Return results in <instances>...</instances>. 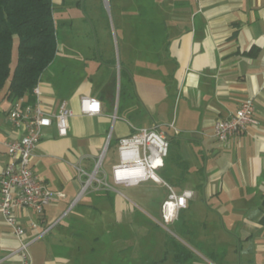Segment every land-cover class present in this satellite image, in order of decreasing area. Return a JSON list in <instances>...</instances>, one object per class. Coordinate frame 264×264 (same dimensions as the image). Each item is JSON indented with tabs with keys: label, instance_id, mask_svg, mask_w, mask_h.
Returning a JSON list of instances; mask_svg holds the SVG:
<instances>
[{
	"label": "crops",
	"instance_id": "1",
	"mask_svg": "<svg viewBox=\"0 0 264 264\" xmlns=\"http://www.w3.org/2000/svg\"><path fill=\"white\" fill-rule=\"evenodd\" d=\"M115 1L122 37L58 42L56 59L43 75L46 110L57 113L64 101L74 116L65 137L55 125L45 128L32 158L36 174L66 197L49 205L43 216L28 208L16 212L26 240L41 236L29 246L33 264H76L75 239L63 229L71 217L89 224L94 243L107 234L118 237L114 229L122 221L124 200L160 221L169 193L165 185L106 181L120 163V139L135 127L157 125L171 144L160 176L178 193H193L170 224L179 239L201 247L210 264H264V0ZM54 3L64 7L67 0ZM83 97L99 100L101 113H82ZM247 100L254 102L255 123L219 142L215 123L230 118ZM24 102L32 104L28 97ZM12 105L0 95V185L9 160L3 142L25 134L24 125L9 118ZM107 149L117 153L118 161L111 159V169L97 178L109 189L95 181L77 201ZM73 205L77 212L67 215ZM63 215L66 220L54 225ZM108 243L89 252L110 259L117 249L115 241ZM20 245L0 214V264H23Z\"/></svg>",
	"mask_w": 264,
	"mask_h": 264
},
{
	"label": "built area",
	"instance_id": "2",
	"mask_svg": "<svg viewBox=\"0 0 264 264\" xmlns=\"http://www.w3.org/2000/svg\"><path fill=\"white\" fill-rule=\"evenodd\" d=\"M104 1L109 2V0ZM193 1L201 4L204 0ZM33 94L35 96L33 104H27L24 99H21L14 102L9 111L12 123L18 126L24 125L25 134L21 138L3 142L9 160L2 172L0 185V214L21 241L17 252L21 255L23 264H33L29 246L41 236L26 240V229L18 219L16 212L28 208L37 215L43 216L49 205L66 197L62 191L51 190L36 174L32 166L34 152L41 142L45 128L55 125L59 136L65 137L69 131L70 118L74 116L73 111L64 101L60 103L57 113L47 111L42 102L41 84L34 88ZM81 111L88 115L100 114L102 111L101 102L92 97H83ZM254 112V102L252 100L245 101L230 118L221 119L215 123V138L219 142H225L233 136L242 135L249 124L255 123ZM169 148L168 137L160 126L135 127L129 136L120 139V163L113 167V179L118 185L134 186L152 180L168 188V196L161 208V221H157L164 226L175 222L181 210L186 209L189 200L193 198L191 191L178 193L159 174L169 155ZM100 165L101 162L97 164L95 173L85 181L77 201L95 181L100 185L109 186L104 179L97 178ZM128 171H141L142 173L134 176L125 175L124 173ZM59 222L56 221L53 224L57 225ZM29 226L35 228L37 223L31 222Z\"/></svg>",
	"mask_w": 264,
	"mask_h": 264
},
{
	"label": "rangeland",
	"instance_id": "3",
	"mask_svg": "<svg viewBox=\"0 0 264 264\" xmlns=\"http://www.w3.org/2000/svg\"><path fill=\"white\" fill-rule=\"evenodd\" d=\"M79 1L81 2L80 6L77 4ZM115 6V0H110L108 4L104 0H67V4L64 7L56 4L54 17L58 42L63 44L69 40L89 39L99 36L110 37L114 40L121 38L118 10ZM15 61L16 56L14 57ZM55 67L56 65L53 66L54 71L57 70ZM69 81L70 78L66 79L65 83ZM117 158L118 155L115 151L108 153L107 149L103 157H100L97 161V163L101 162L98 176L103 177L106 168L108 169L110 166L109 168L111 169L109 161L112 159V163L117 162ZM112 179V174H109L106 181L111 184L113 183ZM101 187L102 189L108 188L106 186ZM130 204L132 208L124 200L122 221L117 223L114 229L118 232V237L114 239L109 238L107 234V237H101L98 243H94L95 234L89 224L84 222L77 223L72 217L65 222L63 228L65 233L70 235L69 238L75 239L72 245L77 250L74 255L76 264H89L91 262L99 264H109L110 262L111 264H153L161 261L162 264H177L174 263L172 253L165 257L166 251H172L171 238L178 241L181 240V243L193 253L192 258L185 264H210L204 259L206 253L201 247L192 243H185L183 241L185 240L184 237L179 239L177 235L179 232H176L175 226H164L161 225V222H154L140 206L134 205L133 202ZM74 209V206H69L67 215H74L77 212ZM65 218L66 216L63 215L58 220L63 222L66 220ZM110 239L113 242L115 241L114 247L117 249L114 256H111L110 259L104 258L97 253L92 255L89 252L93 246L104 249L105 243L108 245Z\"/></svg>",
	"mask_w": 264,
	"mask_h": 264
},
{
	"label": "trees",
	"instance_id": "4",
	"mask_svg": "<svg viewBox=\"0 0 264 264\" xmlns=\"http://www.w3.org/2000/svg\"><path fill=\"white\" fill-rule=\"evenodd\" d=\"M54 11V0H0V95L13 103L26 97L34 103L33 90L56 59ZM171 245L165 257L172 253L177 264L192 258L193 253L177 239L171 238Z\"/></svg>",
	"mask_w": 264,
	"mask_h": 264
},
{
	"label": "bare ground",
	"instance_id": "5",
	"mask_svg": "<svg viewBox=\"0 0 264 264\" xmlns=\"http://www.w3.org/2000/svg\"><path fill=\"white\" fill-rule=\"evenodd\" d=\"M139 173H142L141 171H139V172H125L124 174L125 175H128V176H134V175H137V174H139Z\"/></svg>",
	"mask_w": 264,
	"mask_h": 264
}]
</instances>
